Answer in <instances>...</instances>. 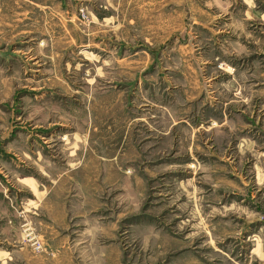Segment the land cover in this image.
Masks as SVG:
<instances>
[{
  "label": "rangeland",
  "instance_id": "rangeland-1",
  "mask_svg": "<svg viewBox=\"0 0 264 264\" xmlns=\"http://www.w3.org/2000/svg\"><path fill=\"white\" fill-rule=\"evenodd\" d=\"M1 212L0 264H264V0H0Z\"/></svg>",
  "mask_w": 264,
  "mask_h": 264
},
{
  "label": "crops",
  "instance_id": "crops-1",
  "mask_svg": "<svg viewBox=\"0 0 264 264\" xmlns=\"http://www.w3.org/2000/svg\"><path fill=\"white\" fill-rule=\"evenodd\" d=\"M42 149V146L39 145V150L36 148H33L31 151L33 152V155L28 154L27 161L28 163H31V166L39 175H47V167L45 165V156L40 153ZM67 149L70 151V160L76 159L79 154L77 153L78 147H73L72 145H68ZM73 152V154H72ZM89 154V153H88ZM72 157V158H71ZM89 157V156H88ZM89 161V160H88ZM90 162V161H89ZM89 162L84 163L83 169L86 167H90V164L87 165ZM79 167L73 169L69 168L68 172H72L73 170L76 172V169H79ZM15 172V171H14ZM18 173H14V179H15V186H18L20 190L23 192H26V194L29 195L25 197V200L23 201V198L20 200V202L23 201L25 203L23 215L27 217L31 223L38 229L42 230L45 236L46 244H44L47 248H52V250L55 248L57 251V255L64 256L66 249L63 248V246H60V249L63 251L61 252L58 250L59 246V233L57 232L58 226H63V213L60 211L59 214L54 212V209L58 206L61 207V202L59 201L58 196V190L55 188L58 186V181L60 180V177L63 175H68L65 173V170H62L60 174L54 178L55 181H52L51 184H43L41 180L38 178L31 176V175H20ZM72 175H69L68 177L71 178ZM48 207H51L49 210ZM10 215L14 218V222L18 221L19 218L15 213H0V220L2 217H8L10 219ZM5 226V225H2ZM17 226L13 227V231H17ZM62 229V228H59ZM64 243V241H62ZM66 248V247H65ZM24 247L20 246V248L14 250L12 252V258L16 257L17 255H21ZM68 249V247H67Z\"/></svg>",
  "mask_w": 264,
  "mask_h": 264
},
{
  "label": "built area",
  "instance_id": "built-area-1",
  "mask_svg": "<svg viewBox=\"0 0 264 264\" xmlns=\"http://www.w3.org/2000/svg\"><path fill=\"white\" fill-rule=\"evenodd\" d=\"M35 250L41 249V243L37 239L30 240Z\"/></svg>",
  "mask_w": 264,
  "mask_h": 264
},
{
  "label": "bare ground",
  "instance_id": "bare-ground-1",
  "mask_svg": "<svg viewBox=\"0 0 264 264\" xmlns=\"http://www.w3.org/2000/svg\"><path fill=\"white\" fill-rule=\"evenodd\" d=\"M25 225V224H24ZM23 226V225H22ZM30 228V227H29ZM30 236V235H29ZM43 250V249H42Z\"/></svg>",
  "mask_w": 264,
  "mask_h": 264
}]
</instances>
